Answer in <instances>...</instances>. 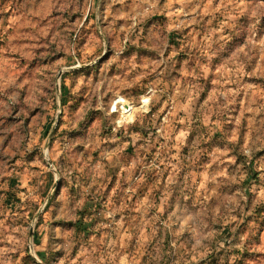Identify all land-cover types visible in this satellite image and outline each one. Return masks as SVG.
Here are the masks:
<instances>
[{"label":"rangeland","instance_id":"obj_1","mask_svg":"<svg viewBox=\"0 0 264 264\" xmlns=\"http://www.w3.org/2000/svg\"><path fill=\"white\" fill-rule=\"evenodd\" d=\"M0 264H264V0H0Z\"/></svg>","mask_w":264,"mask_h":264},{"label":"water","instance_id":"obj_2","mask_svg":"<svg viewBox=\"0 0 264 264\" xmlns=\"http://www.w3.org/2000/svg\"><path fill=\"white\" fill-rule=\"evenodd\" d=\"M32 234V233H31Z\"/></svg>","mask_w":264,"mask_h":264}]
</instances>
